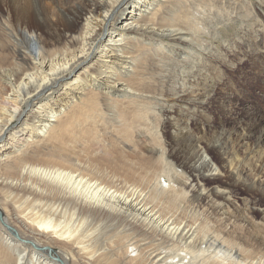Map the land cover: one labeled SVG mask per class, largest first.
Returning <instances> with one entry per match:
<instances>
[{
    "label": "bare ground",
    "instance_id": "1",
    "mask_svg": "<svg viewBox=\"0 0 264 264\" xmlns=\"http://www.w3.org/2000/svg\"><path fill=\"white\" fill-rule=\"evenodd\" d=\"M187 4V0H0V193L4 197L0 199V234L14 254L5 257L6 264H12V260L13 264H76L70 262L76 257L73 252L60 255L55 251L53 245L58 240L91 254L92 260L99 241L91 236L92 228H87L89 218L117 220L139 229L145 238L134 231L133 236L121 235L115 244L119 251L126 244L139 251L130 257L136 264H264L262 227L249 216L238 214L239 207L229 190L212 184L219 181L264 194V115L258 114L250 101L237 103L232 95L230 99L228 92L214 96L219 81L218 61L230 67L252 54L255 62L262 64L264 77V35L261 41L251 35L236 39L232 45L226 43V50L213 52L206 60L212 73L202 77L200 72L190 83L184 74L186 69L198 66L204 58L202 51L209 46L194 32L200 24L199 11ZM190 21L191 31L183 26ZM248 28L243 31L249 32ZM167 39L178 50L172 58L166 52ZM165 66L169 69L164 70ZM164 77L169 79L167 87ZM188 83L192 92L188 91ZM158 96L171 102L168 120L158 121L164 130L175 126L169 151L156 134H149L145 109L153 107L152 99L160 102ZM221 106H230L228 111L224 109L230 126L220 135L225 142H211L201 135L203 139L195 141H206L221 161V170L205 173L198 165L203 147L187 143L189 119L181 116L185 110L190 114L197 111L205 119L206 109ZM108 118L117 136L111 142L123 143L119 148L109 147L102 135L98 137L103 125L100 123ZM201 123L200 119L196 122L197 128ZM239 129L243 131L241 145L255 141L257 150L250 154L261 152L262 168H252L258 171V177L251 181L242 180L238 165L227 154L231 150L225 151L231 142L228 136ZM147 139L158 142L149 143ZM94 145L99 146L98 151L102 148L101 155L94 156ZM167 153L175 156L178 165L186 167L193 178L187 180L177 173L172 176L166 170L169 183L165 185L164 180H155L149 191L140 188V183L123 190L106 183L98 173L97 163L104 162L124 169L129 180L141 178L143 183H150L159 169L158 180L163 177ZM137 170L142 174L137 175ZM202 180L212 182L209 191L216 197L212 204L221 214L202 219L194 231L192 225L187 229V225L180 224L182 220L171 219L174 213L165 216L164 207L154 203L161 200L166 209L178 208L187 193L185 187L198 196L204 194ZM18 199L23 201L17 205V218L31 235L10 220L7 207L2 208ZM70 210L69 221L59 219ZM259 210L264 216V208ZM86 222L89 233L81 229ZM35 234H47L46 240L50 241L44 243ZM151 237L172 242L176 250L172 253L165 244L171 253H163L165 247L150 251L153 245L150 247L146 240ZM92 262L87 264H95Z\"/></svg>",
    "mask_w": 264,
    "mask_h": 264
},
{
    "label": "rangeland",
    "instance_id": "2",
    "mask_svg": "<svg viewBox=\"0 0 264 264\" xmlns=\"http://www.w3.org/2000/svg\"><path fill=\"white\" fill-rule=\"evenodd\" d=\"M258 1L259 0H203V1L202 0H199V1L198 0H187V3L190 5V9L196 8V11H199L198 13H199V15H201V16L198 15V20H199L198 22L200 23V24L199 23L198 24L200 27L197 25L198 27L196 26L197 28L194 29V32H196V36L200 40H202L204 43H206L209 46V48L207 49L206 52L202 51V54H204V58L199 63V65L198 66L196 65L194 68H192V65H191L188 69H186V70H188V72H186L184 74L186 75V77L190 83L198 76V74L200 72H201L202 77L207 76V75L212 73L213 69L208 68V66L206 64L209 61H207V63H206V60L208 59V57L210 55L213 54V52L217 54L216 51H218V50H226L225 49L227 47L225 45L226 43H230V45H232L236 39H241L242 36H245V38H247L248 36H251V35H253V36L256 35V38L258 37L257 39H259V41H261L260 39H262L263 35H264V31H263L264 30V24H263L264 23V20H263L264 19V16H263L264 15L263 14L264 13V0H262L263 4L260 3V1L259 2ZM194 2L196 3V5ZM188 4H187V6H189ZM199 4H202L201 5L202 8L200 7ZM206 5H207V7H206ZM196 6H198V7H196ZM191 23H192V21H190L188 23L185 22L183 24V26H186L188 28V30L191 31V30H193V26ZM247 25L250 27V28H248L249 32H247V30L243 31V29ZM246 32L249 34H246ZM173 43L174 42L171 41L170 39H167L165 41V44L167 47L166 52H168V55L170 58L174 57L176 55V53L178 52L177 49L173 48V46H172ZM252 57H253V55L248 53V54L243 56V59L241 62H236L235 64H231V65H229L230 67L224 65V63H221L219 61L216 62L217 63V66H216L217 74L216 75L218 76L219 81H218L217 89L214 92L215 93L214 96L217 95L216 97H218V96L220 97L221 95L226 94V92H228L227 94L230 96V99H231V95H232V96H234L233 100L237 103L243 104V103H246L247 101H250V105L256 110V112L257 113L259 112L261 115H264V77L262 75L263 66L260 62H258V63L255 62L254 58H252ZM224 66H226V67H224ZM250 67H252V68H250ZM168 69H169V67L165 66L164 70H168ZM154 72L155 71H153V73ZM161 73H162V71L160 70V74ZM158 76H159V74L155 75V77H158ZM162 76L163 75H161V77ZM164 79H166V80H164L165 81L164 86H166V87L169 86V84H170L169 79L167 77H164ZM175 83L176 82H174V84ZM188 85H189V83H188ZM188 91L192 92L190 85L188 87ZM157 93H159V90H157ZM162 93H164L165 96H167L166 89H163ZM158 98L160 99V102H157V99H154V100L152 99V102L154 103L153 107L148 106L145 109L146 114L149 115V125H148V129L150 131L149 134L151 135V137L155 136V134H156L159 137L158 138L159 143L160 144L162 143L164 147L166 146L167 151H169L170 149H168V148L170 145L169 142L171 141V133L174 130H176L175 126L174 127L169 126L166 130H164L162 128V125L158 121L163 120V118L168 120L167 115L169 114L168 110L170 108L169 104L171 102L169 101V99L167 97L160 98L158 96ZM227 107L221 106L219 108L211 107L212 109L211 108L206 109L205 110V113H206L205 119L204 118L201 119L200 118L201 116H200V114L197 113V111L195 114H193V113L190 114L189 112H187L185 110V115L181 116L182 119H186V118H187V120L189 119L188 120L189 121V125H188L189 134L187 135V138H188L187 143L190 145L192 143V144H196L199 147H201V146L203 147L202 151L199 154L200 159L198 162V165L200 167H202V172L208 173V171L211 169H220L221 168V161H220L219 156L214 151H212L211 148L208 147L206 141H202V143H199V144L195 143V141H198L199 137L201 135V136H205V139L210 140L211 142H214V141L219 142V143L225 142L226 138H224V140H223V138L220 137V135L222 134V132L225 129L229 128V126H230V124L227 121L229 115L225 114V112L228 111L230 106L228 107V109H227ZM224 109L225 110L227 109V110L225 111ZM155 112H157L158 114H155ZM166 113H167V115H166ZM199 119L202 120V123H201V127L197 128L199 126L196 125V122H198ZM109 121L110 120L108 118L107 121L100 123L101 125L102 124L103 125L101 127L102 130L100 131L101 134L99 133L100 136L98 135V137L103 136L102 137L103 140L105 139L104 142L107 145H109V147H111V146L116 147L117 146V148H119V147L123 146V143L121 141H118V140H116V142H118V143L111 142V140L114 141L117 138V136L114 134V130L112 129L113 127H110V125L108 124ZM177 124H178V122H177ZM107 125L109 128L107 127ZM211 125L213 126L212 128H211ZM105 131H106V133H105ZM242 133H243L242 129H239L238 131H235L234 133H232L228 136V139L230 137L229 140L231 142H229V144H228L229 150L227 149L225 151L228 152L231 150L227 154L232 156V158L236 162V165H238L237 166L238 172L241 171L239 174L241 175L242 180L251 181V179L253 180L254 178L258 177V174L255 175L258 171H256V169L252 170V168H259V169L262 168V162L259 161V156H260L261 152H259V151L255 152V154L257 153L256 155L255 154L253 155L252 153L250 154L251 151L254 152L255 149L257 150L256 145H255V141H249L248 143L244 144V146H242L241 145L242 141L240 140V136ZM111 137H112V139H111ZM200 138L203 139L202 137H200ZM158 140L149 139V141H148V139H147L146 141L149 143H153V142L156 143V142H158ZM111 143H112V145H111ZM94 146L96 149V150L95 149L93 150L94 152L96 151L95 153H93L94 156L101 155L102 154V148H100L101 150L98 151V149H97L98 145H94ZM94 146H93V148H94ZM98 148H99V146H98ZM117 148H116V150H117ZM260 149L258 148V150H260ZM248 152H249V154H247ZM164 157H165L166 162H167V163H165L167 165V168L165 169V173H163L164 175H166V170H168L167 173H169V174L172 173L171 174L172 176L178 174V175H181V177L184 176L185 179L190 178V177L193 178L192 176H190V173L188 172L186 167L178 165V160L175 156H170L167 153V154H165ZM240 159H242V160H240ZM236 160H238V161H236ZM97 166H98L97 168L100 169L98 173L102 175L101 176L102 180H104L106 183H111L112 186L116 185L120 189L122 188L123 190L126 189L127 186H129L130 184L133 185V183L137 186H140L141 184H143V185H141L142 187L140 186V188L145 187L143 189H146V191H149V188H151V186L154 184L153 182H155V180H157V182L160 180L161 181L164 180V183H163L164 185L169 183L168 175H166L167 178L163 175V177H160V179L158 180L157 177H158L159 171L160 172L162 171L161 169H159L157 171L158 174L154 180H152L150 183H147L146 181H144V183H143L141 181L142 180L141 178H140L141 180L139 178L129 180L126 177L124 169H116L112 165H107L104 162L97 163ZM92 168H94L93 170L96 169L95 166H93ZM169 169H172V170H169ZM101 170H103V171H101ZM139 171L137 170V172H136L137 175H138V173L139 174L141 173ZM255 171H256V173H255ZM107 172H108V174H107ZM111 179H113V180H111ZM187 180H189V179H187ZM202 182L205 185L204 186L205 190L203 192L204 194L202 196H198L197 193L195 194V192L192 189H190L189 187H185V190L187 192L185 195V198L183 201H180L181 204H179L178 208H174L175 211H174V209L173 210L172 209H170V210L166 209V207H165L166 204H163L164 202H162L161 200L160 201L162 202L163 206L160 205L161 204L160 201L159 202L155 201L154 203L156 205H158V207H164V211H167V214H166V212L164 213L165 216L171 217V213H172V216L175 214L173 217H171V219L175 218L176 221L178 220L177 222L182 220V221H180V224H183L184 227L187 225L186 226L187 229H189V226L192 225L191 230L194 231L195 225L197 227L198 223L204 221L207 218L215 217V216L221 214L212 204V202L216 199V197L211 194V191H209L210 190L209 188L212 187V184L219 185V186L221 185L220 186L221 188L223 187V188H226L227 190L230 191L229 194H230L231 199H233L237 202V205L239 207L238 214L243 215V216H249L251 219H254L256 222L259 223L260 227H262L261 228L262 231L264 232V216H262V213L259 210V208L260 209L264 208V194L262 192L256 191L254 193H249L246 190L245 186L232 187L231 185L224 184V183L219 182V181H217L216 183H212L210 180H202ZM139 183H140V185H139ZM1 198H4V197L0 193V199ZM17 201H18L17 203H14L13 201H11V203H10L8 201L9 204H7L6 206H4L2 204L3 205L2 208L5 209V207H7L6 210L8 212L6 211V215L9 216L10 220L16 226L18 225L17 227L20 228L21 231H23L24 233H26L28 235H31L30 232L25 230L26 228L23 227L24 224L21 223L19 221V219L17 218V216H19L18 213L20 212L17 208V205L21 201H23V199H21V200L18 199ZM12 202H13V204H12ZM178 209H179V211H178ZM71 211L72 210H70V213L68 215H65L66 217L62 216L59 219L62 221H66L68 219L67 221H69V216H71V213H72ZM26 212H28V211L25 209V213ZM182 212H184V213H182ZM177 215H179V216H177ZM180 216L182 217V219ZM76 217H79V215H76ZM176 217H180V218L176 219ZM63 218H65V219L67 218V219L64 220ZM71 219L73 220V218H71ZM71 219H70V221H71ZM74 219H76L75 216H74ZM98 219L99 218H96V219L95 218H89L90 224L88 222H86V223H84L85 226L83 224V226L81 227V229L83 230V228L85 229L86 225L89 224L87 228H89V229L92 228L91 231L94 233L93 234L91 232L92 233L91 236H93V238L97 237L96 238L97 242L99 241V244L97 245V248H96L97 250L95 249V251H96L95 254L97 253V255H95L96 257L93 256L94 258H92L93 262L91 260V257H89V255L92 256L91 254H89V253H88L89 255L85 254V252L84 253L82 252L83 250L80 251L79 248H77V247H74L72 249L63 240H58V241L54 242L53 246H54L55 251L58 252L60 255L73 252L71 254L73 256H76V257H73L74 259L71 258L70 262H73L72 260H74V262L76 264H80V263L81 264H87L88 261L95 263V264H104V263L105 264H136L137 262L135 260L132 261L131 260L132 258H130V257L134 258L137 254H139L138 253L139 251L137 252V250H135L134 247L133 248L127 247V244H126V246H123L120 249V251L116 246H117V242H119V240L121 238L120 237L121 235L125 236V234L126 235L131 234V236H133L132 234H136L138 232L140 233V230L137 228H134L132 225H129V223H126V222L119 221L121 223L120 224L117 220L116 221L114 220V222H113L112 220H109V219H100V221ZM89 220H87V221H89ZM192 220L195 222L194 225H193L194 222ZM91 222H92V224H91ZM91 225H92V227H91ZM98 225L101 226V227H99V229H98ZM94 227H97V228H94ZM120 227H121V229H120ZM87 228H86V230H87L86 232L89 233L90 230ZM104 228H105V231H102V230H104ZM107 229H109V230H107ZM95 230L97 232H94ZM119 230L120 231L122 230L123 233L120 232ZM106 231H108V232H106ZM110 231H112V232H110ZM104 232H105V234L102 235V233H104ZM130 232H132V233H130ZM118 234H120V235L118 236ZM140 235L142 236V238L143 237L145 238V236L142 234V232L140 233ZM34 236H36V237L41 236V239L44 243H48L50 241L49 239L46 240L47 239L46 237H48L47 234L46 235H44V234L43 235H36L35 234ZM141 236H139L138 238H141ZM98 238H99V240H98ZM128 238L129 237H127L126 239H123V240L126 241V240H128ZM151 238H148L146 240L150 247H151V244L153 245L151 247L150 251H155L156 248H160L159 251H162L165 247V244H166V247H169L168 249H170V250L172 249L171 250L172 253L176 250L173 246H171V244H173V243L170 241H163L159 237L152 238V239ZM158 240H161L163 242L158 241ZM46 241H48V242H46ZM71 241H72V239L69 240L68 242H71ZM152 241H153V243H152ZM62 242H63V244H62ZM155 242H157V243H155ZM2 243H3V241L1 239V234H0V246ZM167 243L169 246H167ZM174 243H176V242H174ZM64 244H66V245H64ZM115 244H116V246H115ZM6 248L7 247L5 244L0 247V252L2 253V254L0 253V255H1L0 256V264H6L7 263L4 259H5V257H7L8 254H9L8 257L11 255L14 256L12 251H10V249H8V248L6 249ZM161 248H163V249H161ZM132 249H133V251H132ZM129 250H130V252H129ZM167 251L168 250L166 248V250L163 251V253L164 252H166L168 254L171 253L170 251H168V252ZM7 252H9V253H7ZM123 252H124V254H123ZM107 253H109V254H107ZM102 255H103V257H101ZM2 256H4V257H2ZM105 257H108V258H105ZM113 258H114V260H113ZM12 259L13 258H11V260ZM101 260H102V262H101ZM13 261L14 260H12V264H13ZM104 261H106V262H104ZM108 261H110V262H108ZM28 264H43V263H36V262L32 263L29 261Z\"/></svg>",
    "mask_w": 264,
    "mask_h": 264
},
{
    "label": "water",
    "instance_id": "3",
    "mask_svg": "<svg viewBox=\"0 0 264 264\" xmlns=\"http://www.w3.org/2000/svg\"><path fill=\"white\" fill-rule=\"evenodd\" d=\"M1 215H2V214H1ZM1 215H0V220H1V218H2Z\"/></svg>",
    "mask_w": 264,
    "mask_h": 264
}]
</instances>
